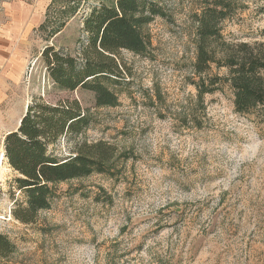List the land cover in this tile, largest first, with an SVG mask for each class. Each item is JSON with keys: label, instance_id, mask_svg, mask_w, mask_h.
I'll return each instance as SVG.
<instances>
[{"label": "rangeland", "instance_id": "374dc122", "mask_svg": "<svg viewBox=\"0 0 264 264\" xmlns=\"http://www.w3.org/2000/svg\"><path fill=\"white\" fill-rule=\"evenodd\" d=\"M95 1L63 16L51 0H0V232L15 246L5 264H264V107L238 115L225 85L195 106L201 0H150L165 17L145 28L146 53L120 54L129 73L110 107H95L87 91L59 89L40 60L48 45L78 54L81 21ZM234 8L221 25L224 41L264 47V0ZM35 98L76 100L92 120L80 137L56 144L60 157L82 141L117 152L110 174L54 185L51 208L21 225L11 211L24 194L13 188L2 145Z\"/></svg>", "mask_w": 264, "mask_h": 264}, {"label": "trees", "instance_id": "16d2710c", "mask_svg": "<svg viewBox=\"0 0 264 264\" xmlns=\"http://www.w3.org/2000/svg\"><path fill=\"white\" fill-rule=\"evenodd\" d=\"M81 1L84 0H51L49 5L52 8L60 4L58 10L63 11L59 13L71 16L77 13ZM236 1L201 0L200 11L193 16L195 56L190 82L196 92L195 106L202 108L205 95L225 85L233 95L235 112L249 116L264 107V47L231 46L224 41L221 25L230 19ZM155 17L165 15L150 0H96L81 21L82 41L77 55L54 45L40 52L47 78L63 91L81 89L93 94L95 107H110L118 100L113 87L124 83L129 73L120 54L146 53L150 39L144 30ZM46 20L47 17L44 28ZM64 23L65 20L51 37L61 32ZM212 66L217 70L225 68L226 76L210 75ZM91 122L76 100L47 104L35 98L26 107L19 125L4 136L2 145L4 161L16 175L13 188L24 194V201L16 202L11 211L14 221L35 224L38 213L51 208L56 184L110 174L117 152L113 144L74 143L72 153L65 158L54 149L61 139L80 137ZM14 248L8 235L0 232V264L11 258Z\"/></svg>", "mask_w": 264, "mask_h": 264}, {"label": "bare ground", "instance_id": "6f19581e", "mask_svg": "<svg viewBox=\"0 0 264 264\" xmlns=\"http://www.w3.org/2000/svg\"><path fill=\"white\" fill-rule=\"evenodd\" d=\"M1 160H4V155L2 154V156H1Z\"/></svg>", "mask_w": 264, "mask_h": 264}, {"label": "crops", "instance_id": "0c3cea01", "mask_svg": "<svg viewBox=\"0 0 264 264\" xmlns=\"http://www.w3.org/2000/svg\"><path fill=\"white\" fill-rule=\"evenodd\" d=\"M19 121H20V120H19ZM18 125H19V123H18ZM18 125H17V126H18ZM16 128H17V127H16ZM16 128H15V129H16ZM15 129H14V130H15ZM9 132H10V131H9ZM9 132H7V133H9Z\"/></svg>", "mask_w": 264, "mask_h": 264}]
</instances>
